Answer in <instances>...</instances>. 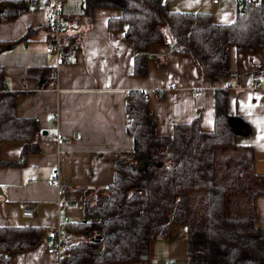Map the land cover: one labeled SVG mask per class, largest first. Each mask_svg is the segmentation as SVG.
<instances>
[{
  "label": "crops",
  "instance_id": "0c3cea01",
  "mask_svg": "<svg viewBox=\"0 0 264 264\" xmlns=\"http://www.w3.org/2000/svg\"><path fill=\"white\" fill-rule=\"evenodd\" d=\"M12 0H0L7 3ZM87 0H62L66 29L61 36L67 61L55 65L45 51L49 37L47 13L42 1L13 20L0 21V41L8 42L0 53V67L9 91L22 93L15 106L20 118L38 123V151L19 160L21 144L5 142L0 148V227L31 226L45 229V236L28 250L10 254L11 264H59L48 254L49 231L57 220L66 225L83 219V191L108 185L116 159L131 152L133 142L126 132V95L144 91L156 120L159 135H168L174 125H183L198 115L199 129L213 125V90L228 86L226 110L240 118L247 134L236 144L250 148L253 173L264 178V85L254 83L252 72L262 65L260 49L229 51L226 78L201 81L192 58L172 53L169 39L146 49V72L133 75V49L120 30L109 31L107 21L119 18L110 7H94L85 13ZM171 12L202 13L213 23L227 25L238 11L237 0H165ZM69 27V29H67ZM27 31L29 33L27 34ZM49 68L54 80L38 83L29 70ZM52 75V74H51ZM52 78V77H51ZM234 78H238V83ZM197 93V96L194 95ZM54 135L71 137L58 145ZM258 228L264 233V192L253 197ZM31 209L23 219L22 210ZM65 234L73 236L68 229ZM186 230L169 227L164 239L150 244L148 264H186Z\"/></svg>",
  "mask_w": 264,
  "mask_h": 264
},
{
  "label": "trees",
  "instance_id": "16d2710c",
  "mask_svg": "<svg viewBox=\"0 0 264 264\" xmlns=\"http://www.w3.org/2000/svg\"><path fill=\"white\" fill-rule=\"evenodd\" d=\"M28 2L2 3L0 21L13 20ZM237 4L235 19L227 25L213 23L208 14L171 12L165 0H87L85 13L90 15L94 7L120 13L107 21V29L122 31L131 43L135 76L145 74L146 49L163 43L166 32L170 51L190 56L205 82L230 75V49H260L262 65L252 75L255 84L264 85V0ZM9 45L0 41V53ZM60 46L66 62V46L62 41ZM27 75L38 83L54 80L49 68L29 70ZM228 86L213 90L210 132L199 129L196 115L187 124L174 125L168 135L157 134L146 93H127L126 132L132 150L116 159L108 185L83 191V219L66 225L76 240L59 264H148L151 242L164 239L172 225L186 230V264H264V233L257 226L253 203L247 215L240 214L239 207L233 210L240 203L237 193L242 195L247 187L242 179L254 183V197L264 192L258 182L264 178L253 173L251 149L236 144V138L250 130L227 113ZM21 95L5 87L0 67V148L5 142L21 144L19 160L12 166L38 151L37 121L16 114ZM45 233L42 227H0V264H11V253L35 247Z\"/></svg>",
  "mask_w": 264,
  "mask_h": 264
},
{
  "label": "built area",
  "instance_id": "2783aa9c",
  "mask_svg": "<svg viewBox=\"0 0 264 264\" xmlns=\"http://www.w3.org/2000/svg\"><path fill=\"white\" fill-rule=\"evenodd\" d=\"M32 3L36 4L39 0H30ZM41 8L47 13V24L49 27V37L50 40L47 42L45 51L46 53H52L55 57L56 65L65 62V59L61 55V35L66 29V21L63 17L61 11L62 0H41ZM240 0H237V2ZM218 0H212L213 4H216ZM123 30H126V26H123ZM262 82V80H260ZM197 96V93L194 92ZM54 140L58 145H69L72 143L73 139L71 137H61L59 135H54ZM21 216L23 219L31 218V209L25 207L22 210ZM66 227V222L63 219L57 220L56 225L49 231V241L46 247V252L48 254L57 257L60 260L63 252L68 249V247L74 241L73 236L65 234L64 229Z\"/></svg>",
  "mask_w": 264,
  "mask_h": 264
},
{
  "label": "rangeland",
  "instance_id": "374dc122",
  "mask_svg": "<svg viewBox=\"0 0 264 264\" xmlns=\"http://www.w3.org/2000/svg\"><path fill=\"white\" fill-rule=\"evenodd\" d=\"M69 27L70 26H68V28L67 29H69ZM164 36H165V39H168V35H167V33L165 32L164 33ZM233 155H240V154H238V152H235ZM237 173H241V172H237ZM242 175H243V177H244V173H242ZM246 177H248L247 175H246ZM244 180H245V182H244ZM244 180L242 179V184L241 185H244V183H245V186H247L248 188H249V190H247V187H244L243 186V188L245 189L244 191L245 192H243V194L242 195H240V193H237V198H238V201L241 203H239V205H237V206H234L233 207V210H235L237 207H239L240 209H239V213L240 214H242V215H244V214H249L250 213V211H251V203L253 202V196H252V191H253V189L255 188V185H254V183L252 182V181H250L249 180V182L247 183L246 182V178H244ZM260 181V183H259V186H263L264 185V182H263V180H258V182ZM259 186H256V188H258ZM246 190H247V192H246ZM252 196V199L250 198ZM73 239H74V241L76 240V238L73 236Z\"/></svg>",
  "mask_w": 264,
  "mask_h": 264
},
{
  "label": "water",
  "instance_id": "95a60500",
  "mask_svg": "<svg viewBox=\"0 0 264 264\" xmlns=\"http://www.w3.org/2000/svg\"><path fill=\"white\" fill-rule=\"evenodd\" d=\"M0 195H1V190H0ZM46 241H47V242L49 241V237L46 238Z\"/></svg>",
  "mask_w": 264,
  "mask_h": 264
}]
</instances>
